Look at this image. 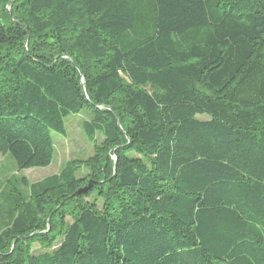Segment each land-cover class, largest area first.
<instances>
[{
  "label": "trees",
  "instance_id": "obj_1",
  "mask_svg": "<svg viewBox=\"0 0 264 264\" xmlns=\"http://www.w3.org/2000/svg\"><path fill=\"white\" fill-rule=\"evenodd\" d=\"M85 115L91 157L7 182L0 264H264V0H0V154Z\"/></svg>",
  "mask_w": 264,
  "mask_h": 264
},
{
  "label": "rangeland",
  "instance_id": "obj_2",
  "mask_svg": "<svg viewBox=\"0 0 264 264\" xmlns=\"http://www.w3.org/2000/svg\"><path fill=\"white\" fill-rule=\"evenodd\" d=\"M15 0H12V2ZM8 13L10 14L11 7L7 5ZM88 116H70L65 120V128L67 136L65 139L56 134H52L55 145V156L51 164L46 168H37L16 172L14 162L10 156L0 154V214L6 210L4 201L5 194L9 190L7 182L15 178H24L28 184L38 182L46 177L57 174L60 169L69 161L85 160L91 157L94 153V145L87 140L81 130V123L88 119ZM101 138L97 137L96 143L99 144ZM115 162L114 157L112 158ZM116 165V162L114 163ZM8 187V188H7ZM33 251L41 252L35 246Z\"/></svg>",
  "mask_w": 264,
  "mask_h": 264
},
{
  "label": "water",
  "instance_id": "obj_3",
  "mask_svg": "<svg viewBox=\"0 0 264 264\" xmlns=\"http://www.w3.org/2000/svg\"><path fill=\"white\" fill-rule=\"evenodd\" d=\"M81 86L83 87V81H81Z\"/></svg>",
  "mask_w": 264,
  "mask_h": 264
}]
</instances>
